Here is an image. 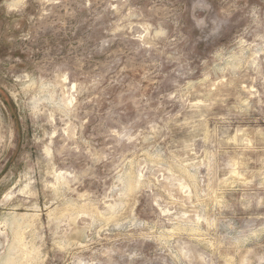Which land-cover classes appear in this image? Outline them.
<instances>
[{
	"label": "rangeland",
	"instance_id": "1",
	"mask_svg": "<svg viewBox=\"0 0 264 264\" xmlns=\"http://www.w3.org/2000/svg\"><path fill=\"white\" fill-rule=\"evenodd\" d=\"M11 214L33 264H264V0H0Z\"/></svg>",
	"mask_w": 264,
	"mask_h": 264
},
{
	"label": "bare ground",
	"instance_id": "2",
	"mask_svg": "<svg viewBox=\"0 0 264 264\" xmlns=\"http://www.w3.org/2000/svg\"><path fill=\"white\" fill-rule=\"evenodd\" d=\"M12 214L11 221L5 219L0 223V236L9 240L7 235L9 231L11 233V243L8 245L7 251L3 254L0 253V264H33L39 259L40 255L34 249L33 244L27 240V230L30 227L29 220H26L28 219L26 216ZM1 246L2 242H0Z\"/></svg>",
	"mask_w": 264,
	"mask_h": 264
}]
</instances>
